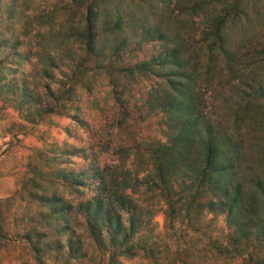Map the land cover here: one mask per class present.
<instances>
[{
  "label": "trees",
  "instance_id": "16d2710c",
  "mask_svg": "<svg viewBox=\"0 0 264 264\" xmlns=\"http://www.w3.org/2000/svg\"><path fill=\"white\" fill-rule=\"evenodd\" d=\"M4 6L20 31L13 41L0 34V109L18 112L25 133L58 117L88 135L80 147L38 135L44 147L17 192L38 209L22 235L37 264L46 256L63 264H264V0ZM146 45L155 48L147 54ZM100 87L118 108L116 131L132 133L135 107L157 119L163 140L101 142L90 122L103 112ZM102 153L112 159L101 161ZM159 202L181 252L154 233ZM208 214L224 217V243L201 233ZM4 227L0 213V241L9 239ZM194 234L206 241L201 249Z\"/></svg>",
  "mask_w": 264,
  "mask_h": 264
},
{
  "label": "rangeland",
  "instance_id": "374dc122",
  "mask_svg": "<svg viewBox=\"0 0 264 264\" xmlns=\"http://www.w3.org/2000/svg\"><path fill=\"white\" fill-rule=\"evenodd\" d=\"M5 8L4 6L0 10V34L13 41L18 37L20 28L17 20L5 12ZM27 48L28 46L23 44L19 50L20 52H25ZM154 48V45H146L143 47V51L148 54ZM2 52V56H5V50ZM28 69L29 66L27 64L22 68L24 72H27ZM145 86V83L139 84L135 93L145 90ZM105 95L106 88L100 87L95 100L103 108V112L93 111L92 115H90L93 130L95 129L94 125L97 126L96 130L100 129V134H98L97 138H101V142L104 140L109 141L114 147L120 145L121 141L128 140L133 136L138 141L144 142H148L151 139L163 140L157 119L140 115L139 111L132 107L134 105L131 99L130 106L134 109L131 116V119H134L130 128L132 133H129V128L123 131H116L112 125L118 118V108L111 100H106ZM139 96L138 99L142 95ZM125 98H127V95H125ZM85 100L83 99V101ZM104 101H106V104ZM138 102L140 103V100ZM1 105L2 102L0 100V107ZM20 122L19 114L14 109L8 107L0 109V213L5 220L4 228L9 233V239L0 241V264H37L30 248L27 246L26 239L22 235L25 233V228H29V224H27L29 219L36 216L38 209L26 199L25 193L19 194L17 192L21 183L31 175L32 167L36 163L34 160L35 150L44 147V142L38 138V135L42 133L47 141L52 139L58 141V143L66 141L77 147L82 146L88 138L87 133L69 119L56 117L51 124L48 122V124L38 126L34 133H25V129L19 128ZM65 127L71 130L73 138L66 137L62 130ZM98 150L100 153L101 147L95 145V151L98 152ZM100 155L101 161L112 159L110 153H102ZM153 210H155L152 218L154 233L159 236L162 244L168 243L171 250H179L181 252V245L169 241L167 230L165 229L166 222L162 203H156ZM202 232L212 238L211 240L217 243H224L228 233L224 217L209 214L204 216L202 219ZM191 240L198 249H201L206 242L201 234H194ZM198 260V264H240V260H226L224 258H199ZM42 264L63 263L60 258L46 256ZM83 264H90V262Z\"/></svg>",
  "mask_w": 264,
  "mask_h": 264
}]
</instances>
